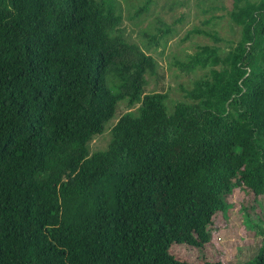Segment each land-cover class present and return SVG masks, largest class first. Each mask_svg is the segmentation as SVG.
<instances>
[{"label": "trees", "instance_id": "obj_1", "mask_svg": "<svg viewBox=\"0 0 264 264\" xmlns=\"http://www.w3.org/2000/svg\"><path fill=\"white\" fill-rule=\"evenodd\" d=\"M229 14L238 39L187 54L180 66L204 71L169 112L165 92H145L157 61L126 40L115 0H0V264H187L172 245L203 246L225 173L257 197L264 0ZM122 99L135 109L90 152ZM250 259L264 264V242Z\"/></svg>", "mask_w": 264, "mask_h": 264}, {"label": "rangeland", "instance_id": "obj_2", "mask_svg": "<svg viewBox=\"0 0 264 264\" xmlns=\"http://www.w3.org/2000/svg\"><path fill=\"white\" fill-rule=\"evenodd\" d=\"M143 1L115 0V6L122 15L121 29L126 40L157 61L155 73L146 75L145 92H165L167 108L171 112L173 103L185 100V90L204 71L200 68L184 70L180 63L187 60V54L204 44L219 46L223 54L229 42L238 39L239 27L230 20L232 0H150L147 10L136 16L134 12ZM164 26L170 30L159 38L158 44L149 42L150 35ZM195 28L209 31L218 39L195 32ZM135 106H129L124 99L119 100L103 132L89 141V151L105 148L110 128L121 114L134 110ZM238 172L235 169L224 175L230 188L226 196L227 209L214 216L207 232L199 230L203 246L172 245V252L185 259L187 264H241L251 260L263 244L264 188L253 198L238 181Z\"/></svg>", "mask_w": 264, "mask_h": 264}]
</instances>
